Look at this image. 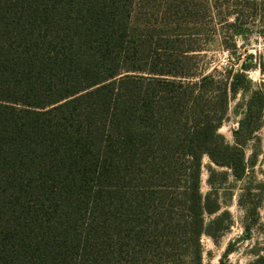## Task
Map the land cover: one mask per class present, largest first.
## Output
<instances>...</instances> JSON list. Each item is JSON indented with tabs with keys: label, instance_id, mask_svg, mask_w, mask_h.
Segmentation results:
<instances>
[{
	"label": "trees",
	"instance_id": "trees-1",
	"mask_svg": "<svg viewBox=\"0 0 264 264\" xmlns=\"http://www.w3.org/2000/svg\"><path fill=\"white\" fill-rule=\"evenodd\" d=\"M241 5L0 0V264H203L202 237L234 223L221 189L257 161L251 66L198 61L216 20L242 33ZM248 92L230 142V101Z\"/></svg>",
	"mask_w": 264,
	"mask_h": 264
},
{
	"label": "rangeland",
	"instance_id": "rangeland-1",
	"mask_svg": "<svg viewBox=\"0 0 264 264\" xmlns=\"http://www.w3.org/2000/svg\"><path fill=\"white\" fill-rule=\"evenodd\" d=\"M243 12L242 22L244 29L242 33L233 35L228 29H220V23L216 20V29L210 33L206 50L202 52L198 61L207 68V72L224 68H241L243 62L248 63L249 77L253 82V88L264 90V0H240ZM234 7H230V11ZM229 13V11H228ZM228 21L232 22L234 14H229ZM209 36V35H208ZM229 42V47L235 44L230 51L223 43ZM240 58L237 60V58ZM250 92L230 101L227 117L221 127V132L228 141H234V130L242 118L245 110V102ZM262 126L255 133L254 139L247 143V154L254 148L257 152V161L254 169L250 170L249 178L241 181L231 179L221 189L224 194L225 203L223 210L228 209L233 215V225L218 241H214L208 235L202 237L203 264H247L255 258V251L261 250L264 254V111L261 117ZM212 165L208 156L203 158L202 192L209 190L207 183L208 166ZM253 171V172H252ZM234 185V186H233ZM250 186V193L243 187ZM226 187V188H225ZM230 192V195L228 193ZM239 194H242V203H238ZM253 202L258 204L259 219L255 221L251 213L245 211L247 204ZM208 218H211L208 216ZM232 243L233 248L229 254H225L228 245Z\"/></svg>",
	"mask_w": 264,
	"mask_h": 264
}]
</instances>
